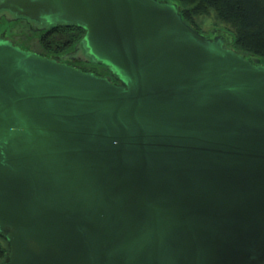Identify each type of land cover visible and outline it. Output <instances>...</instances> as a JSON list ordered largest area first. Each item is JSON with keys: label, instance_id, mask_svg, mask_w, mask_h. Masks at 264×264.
I'll use <instances>...</instances> for the list:
<instances>
[{"label": "water", "instance_id": "water-1", "mask_svg": "<svg viewBox=\"0 0 264 264\" xmlns=\"http://www.w3.org/2000/svg\"><path fill=\"white\" fill-rule=\"evenodd\" d=\"M2 16L83 28L72 57L117 81L0 34V264H264L260 58L174 0H0Z\"/></svg>", "mask_w": 264, "mask_h": 264}, {"label": "trees", "instance_id": "trees-1", "mask_svg": "<svg viewBox=\"0 0 264 264\" xmlns=\"http://www.w3.org/2000/svg\"><path fill=\"white\" fill-rule=\"evenodd\" d=\"M181 6L184 20L204 33L199 24L202 15L215 14L219 21L227 24L228 33L234 38L230 44L237 51L248 56H255L264 62V0H174ZM23 22L25 19L8 20L9 22ZM7 21V19H6ZM24 23V22H23ZM35 34L39 49L44 54H61L76 50L82 40L85 30L79 26H57L45 32H38L24 23ZM212 34V33H211ZM72 56V55H71ZM70 56V63L84 71H93L96 74L117 79L103 65L87 61H78ZM102 68V70H101ZM8 242L0 235V263L7 259Z\"/></svg>", "mask_w": 264, "mask_h": 264}, {"label": "rangeland", "instance_id": "rangeland-1", "mask_svg": "<svg viewBox=\"0 0 264 264\" xmlns=\"http://www.w3.org/2000/svg\"><path fill=\"white\" fill-rule=\"evenodd\" d=\"M199 24L203 27L205 35H211V33L216 31H225L229 32L230 30L227 28V24L222 23L218 20L215 14H208L202 15L199 18ZM229 27V26H228ZM10 28V32L17 34V38L20 39L23 43L32 44L37 50L39 49V44L37 39L35 38L34 32H32L28 27L24 26L23 22H6L0 21V29L5 30ZM226 34V33H225ZM38 36V35H37ZM86 54L85 51L82 52ZM102 70V68H101ZM107 70L102 71L103 75L106 73Z\"/></svg>", "mask_w": 264, "mask_h": 264}, {"label": "flooded vegetation", "instance_id": "flooded-vegetation-1", "mask_svg": "<svg viewBox=\"0 0 264 264\" xmlns=\"http://www.w3.org/2000/svg\"><path fill=\"white\" fill-rule=\"evenodd\" d=\"M0 21H6V17L5 16H2L1 18H0ZM26 25L28 24L29 26H31L30 25V23H28L26 20H22ZM6 22H9L8 20L6 21ZM18 22H20V20H18ZM9 23H11V22H9ZM38 28H40V29H38V30H36V31H38V32H45V31H47V30H49V29H45V28H43V27H38ZM10 28H8V29H5V30H1L0 29V34H5V36L7 37V38H10L13 42H14V44H16V45H20L22 48H25V49H29V50H33V51H36V52H38V53H40V54H42V55H44V56H48V57H55V58H58L60 61H64V62H66V63H68V64H71V65H73L72 63H70V56L71 55H75V53L74 52H76L75 50L73 51V52H70V50H68V51H66L65 53H61V54H52V53H50L49 55H47V54H44V53H42V52H40V51H37V50H35L36 48L31 44H26V43H23L20 39H18L16 36H17V34H15V33H13V32H10ZM72 57V56H71ZM76 60H78V61H83V60H79V58H75V61ZM77 67V66H76Z\"/></svg>", "mask_w": 264, "mask_h": 264}]
</instances>
